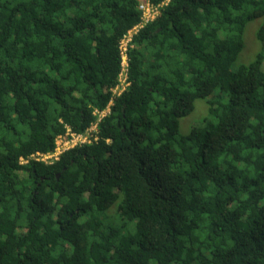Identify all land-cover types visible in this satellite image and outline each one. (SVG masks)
I'll return each mask as SVG.
<instances>
[{"label":"trees","instance_id":"obj_1","mask_svg":"<svg viewBox=\"0 0 264 264\" xmlns=\"http://www.w3.org/2000/svg\"><path fill=\"white\" fill-rule=\"evenodd\" d=\"M140 1L0 0V264H264V0H169L98 139L31 157L106 107Z\"/></svg>","mask_w":264,"mask_h":264},{"label":"built area","instance_id":"obj_2","mask_svg":"<svg viewBox=\"0 0 264 264\" xmlns=\"http://www.w3.org/2000/svg\"><path fill=\"white\" fill-rule=\"evenodd\" d=\"M168 1L169 0H162L158 4H153L148 0H141L138 3L137 7L141 12L140 19L136 24L128 29L125 34H123L119 41L120 69L117 75V83L110 87L112 97L103 110H93V113L96 115V120L93 121L86 129L80 132L73 131L67 127L63 134L56 135L54 139V148L51 152H36L35 154H32L31 157L36 160L49 163L58 159L60 154L69 148L77 145L92 143L98 139L97 122L101 119V117L109 112V106L112 104L113 97L122 93L129 85L127 49L128 45H131L130 41L132 36L146 23L155 19V17L159 14L160 7L167 4ZM23 161L24 159H22V162Z\"/></svg>","mask_w":264,"mask_h":264},{"label":"rangeland","instance_id":"obj_3","mask_svg":"<svg viewBox=\"0 0 264 264\" xmlns=\"http://www.w3.org/2000/svg\"><path fill=\"white\" fill-rule=\"evenodd\" d=\"M261 22L262 18H254L246 23L243 30V47L232 64V69H235L239 64H247L250 62L260 49V43L257 41L255 33ZM261 68L264 70V59ZM206 113L207 106L205 101L203 99H196L193 109L187 115L179 118L180 134L185 135L189 131L190 126L198 123Z\"/></svg>","mask_w":264,"mask_h":264}]
</instances>
